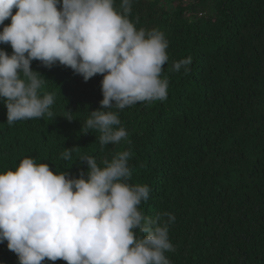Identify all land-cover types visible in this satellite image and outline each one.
I'll list each match as a JSON object with an SVG mask.
<instances>
[{
	"label": "trees",
	"instance_id": "16d2710c",
	"mask_svg": "<svg viewBox=\"0 0 264 264\" xmlns=\"http://www.w3.org/2000/svg\"><path fill=\"white\" fill-rule=\"evenodd\" d=\"M129 18L168 40L161 74L169 81L167 99L119 111L128 135L102 146L100 133H84L82 125L101 108L103 75L84 81L71 68L33 60L32 69L47 79L43 91L54 94L53 116L10 126L0 100V172L31 157L79 177L87 172L80 155L103 166L128 150V182L151 189L139 209L175 216L168 225L171 264H264V0H133ZM0 48L12 53L10 44ZM188 56L187 74L171 70ZM73 146L72 160H64L61 153ZM0 264H19L7 241Z\"/></svg>",
	"mask_w": 264,
	"mask_h": 264
},
{
	"label": "clouds",
	"instance_id": "9594fccd",
	"mask_svg": "<svg viewBox=\"0 0 264 264\" xmlns=\"http://www.w3.org/2000/svg\"><path fill=\"white\" fill-rule=\"evenodd\" d=\"M133 0H0V100L7 123L53 116L54 94L31 62L71 68L84 81L102 74L101 108L82 125L99 132V143L119 144L128 135L119 111L137 103L165 101L162 78L168 40L156 28H137L129 18ZM15 9V11H13ZM10 24H4L6 19ZM192 57L174 61L172 71L187 74ZM69 120L71 115H66ZM75 146L61 153L72 160ZM131 153L124 150L103 166L80 155L87 172L79 177L54 171L48 163L23 158L15 170L0 172V243L7 241L19 264L62 259L67 264H171L175 251L168 225L175 216L150 217L140 209L147 184H130ZM76 159V160H77ZM167 217V220L164 219Z\"/></svg>",
	"mask_w": 264,
	"mask_h": 264
}]
</instances>
